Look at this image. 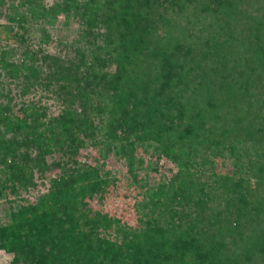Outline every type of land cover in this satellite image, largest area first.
<instances>
[{
	"label": "trees",
	"instance_id": "trees-1",
	"mask_svg": "<svg viewBox=\"0 0 264 264\" xmlns=\"http://www.w3.org/2000/svg\"><path fill=\"white\" fill-rule=\"evenodd\" d=\"M25 3L41 18V56L11 61L19 45L6 41L22 40L26 19L0 0V70L22 73L21 96L40 86L41 105L0 104V196L56 172L0 223L8 264H264V0ZM60 15L76 20L77 38L52 54L44 26ZM88 145L132 177L138 146L175 165L140 201V228L88 205L110 180L77 158ZM225 152L230 174L214 171Z\"/></svg>",
	"mask_w": 264,
	"mask_h": 264
},
{
	"label": "rangeland",
	"instance_id": "rangeland-1",
	"mask_svg": "<svg viewBox=\"0 0 264 264\" xmlns=\"http://www.w3.org/2000/svg\"><path fill=\"white\" fill-rule=\"evenodd\" d=\"M15 5L19 3V12L23 13L26 21L23 27H16V32L21 35V41L8 39L6 43L13 48L18 45V50L11 61L19 64L26 62L22 51H29L36 56H41V18L31 17L28 13V6L25 0H3L1 9L7 7L9 2ZM41 4V0H37ZM53 0H44L45 3L50 4ZM4 13V12H3ZM201 20L202 18L199 17ZM4 14L0 16V42L6 36L2 31L1 26L7 25ZM50 34L51 41L44 47L49 53H57V40H70L73 37L77 38L78 23L74 19H70L66 25L63 22V17L60 15L56 18L52 26L45 24L44 26ZM2 39V40H1ZM38 51V52H37ZM36 52V53H35ZM113 69V68H112ZM22 73L18 72L15 77L8 78L0 70V104L8 103L15 114H18V108L22 100H32L41 105V87L38 85L29 86L28 93L21 96L20 90L25 84ZM46 103H51L47 101ZM55 112L57 108L52 107ZM135 157L140 159L142 164L135 165L134 169L136 177L127 171L124 160L114 155L108 154L102 157L97 147L88 145L78 152L77 158L86 164L101 165L102 171H108L110 178L109 184L106 186L103 194L93 195L88 201V205L93 209L105 213L108 216L115 218L120 224L134 229L140 228L144 217L141 216L140 201L147 198L150 189L157 187V184L162 181H167L176 171L174 164L170 163L165 157L155 153L153 148H145L138 146L135 149ZM232 157L227 153L222 156L212 158L214 163V171L220 174H230L233 171ZM55 171L47 173L41 184V178L34 174L35 186L24 189H19L16 195L4 192L0 196V223L7 221V213L10 208H14L17 204L32 203L41 193L46 191L48 180L47 177L53 175ZM252 185L253 180H250ZM12 255L3 250H0V264H8Z\"/></svg>",
	"mask_w": 264,
	"mask_h": 264
}]
</instances>
